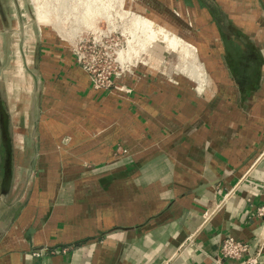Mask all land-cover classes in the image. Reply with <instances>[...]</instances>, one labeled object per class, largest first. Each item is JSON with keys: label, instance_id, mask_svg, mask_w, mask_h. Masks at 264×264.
I'll return each mask as SVG.
<instances>
[{"label": "crops", "instance_id": "0c3cea01", "mask_svg": "<svg viewBox=\"0 0 264 264\" xmlns=\"http://www.w3.org/2000/svg\"><path fill=\"white\" fill-rule=\"evenodd\" d=\"M175 2L203 79L181 65L193 82L136 74L96 92L74 65L40 62L38 104L22 86V101L14 92L7 102L12 119L0 100L12 146L5 195L0 166V264H213L224 237L264 238V0H215L242 48L198 0ZM22 4L0 0L2 30L18 22L21 39ZM35 39L67 42L50 31Z\"/></svg>", "mask_w": 264, "mask_h": 264}, {"label": "rangeland", "instance_id": "374dc122", "mask_svg": "<svg viewBox=\"0 0 264 264\" xmlns=\"http://www.w3.org/2000/svg\"><path fill=\"white\" fill-rule=\"evenodd\" d=\"M21 1L26 18L22 23L25 27L22 39L19 30L23 31V28L19 26L18 22L15 24L16 26L18 24V28L14 27V30H8L7 33L0 26V100H2L5 109L9 110L12 119H14L12 104H7V102L12 98L15 91H19L22 89V86H25L23 89L29 99H34L37 104L40 96H43L40 62L42 64L47 62L49 68L51 67L52 69L55 64L61 68L64 65L69 66L72 64V67L74 65L84 74L87 83L96 92L112 91L118 87H123L136 74H139L140 78L143 77L147 81L158 74L165 79L180 77L193 82V79L176 71H180L181 65L188 68L190 62L194 64V74L200 73L203 79V74L197 65L199 62L196 60L195 52L191 48L192 44L190 46L186 44L189 41L184 31L185 27L189 28V24L186 25L184 18L186 13L172 12L173 8L175 10L177 5L175 0ZM34 7L36 10L40 9L37 15L41 21L45 22L42 28H39V24L36 22L37 16ZM150 10L155 12L156 15L150 16L148 14ZM168 10L170 13L172 12L175 27L165 22L168 18L164 15L167 14ZM71 15L76 17L70 19ZM12 20H15V18L13 17ZM54 24L61 25L62 29L56 30ZM76 25L81 29L78 31L83 32L81 37L77 38V41L79 38H86L88 40H92V38L105 39L106 36L113 39L118 38L121 44L118 59L120 66L110 58L97 60V66L94 68L98 69L96 72L98 76H94L95 82H93L90 74L86 71L88 65H90L89 56L87 55L88 58L79 63L73 52L77 41L76 43H70L73 35L79 29L76 28ZM164 30L173 33L175 37L183 42V45L178 46L176 44L173 48L170 44L168 45L158 40L157 33ZM45 31H50L57 38L65 39L67 42L62 41L63 43L56 45V47L53 45L43 46L40 43H36L37 40L35 38H39L40 34L43 36ZM58 31L61 32V35ZM109 45V43L106 44V46ZM185 45L187 48L189 47L191 52L187 51ZM50 47L57 50V52H65L71 57L70 60L48 61L47 59L43 61V57L45 58L43 52L50 49ZM35 49H37V66L34 65ZM106 51L109 54L112 53L111 49H107ZM102 52L104 53L105 51L102 50ZM97 56L100 58L102 54H98ZM50 57L52 56L48 58ZM108 72H114L116 75H112L111 77L113 85L109 89H105L103 81ZM60 76L56 80H60ZM36 82H38L39 87L33 91V86ZM24 90L15 92L14 98H19L22 101L21 98L24 93L21 92H24ZM20 109L21 107L18 110L19 112L21 111ZM3 159L4 152L0 146L1 167Z\"/></svg>", "mask_w": 264, "mask_h": 264}, {"label": "built area", "instance_id": "2783aa9c", "mask_svg": "<svg viewBox=\"0 0 264 264\" xmlns=\"http://www.w3.org/2000/svg\"><path fill=\"white\" fill-rule=\"evenodd\" d=\"M109 43V46L106 44ZM121 46L118 38L113 39L109 36H106L105 39H95L88 40L86 38H79L76 47L73 52L79 63L83 62L84 59H87L89 56L90 65H88L87 73L90 74L91 80L95 82V77L97 70V60L100 59H112L118 63ZM111 49L112 53L109 54L106 50ZM105 51L104 53L102 52ZM102 54L99 58L97 55ZM112 75H116L114 72H108L104 77L103 86L105 89H109L113 82L111 80ZM217 206L216 209H218ZM255 215L259 218H264V206H259L255 209ZM264 250V238L258 240L254 244L250 245L239 240L234 239L233 237L226 236L224 237L218 247V250L213 256H211V261L213 264H259V258L262 255Z\"/></svg>", "mask_w": 264, "mask_h": 264}, {"label": "water", "instance_id": "95a60500", "mask_svg": "<svg viewBox=\"0 0 264 264\" xmlns=\"http://www.w3.org/2000/svg\"><path fill=\"white\" fill-rule=\"evenodd\" d=\"M206 11L209 13L213 20L218 32L222 36L224 41H233L241 48V43L237 40L236 36L232 32L226 14L217 5L215 0H198ZM34 65L37 66V49H35ZM33 78H35L33 76ZM35 81V79H34ZM0 143L4 152L3 159V176L1 179V193L6 194L9 190L12 179V146L11 139L8 130V116L0 104Z\"/></svg>", "mask_w": 264, "mask_h": 264}, {"label": "bare ground", "instance_id": "6f19581e", "mask_svg": "<svg viewBox=\"0 0 264 264\" xmlns=\"http://www.w3.org/2000/svg\"><path fill=\"white\" fill-rule=\"evenodd\" d=\"M39 12H40V10H39ZM157 39L160 40L161 42L168 44V45L170 44L173 48L176 46V44H178V46L183 45V42L180 39L175 37L173 33H170L169 31H166V30H164L163 32L157 33ZM178 46H177V48H178ZM185 47H186V45H185ZM186 49H187V51H190L189 47L188 48L186 47ZM193 66H194V64L190 62V66L188 65V68H184L183 71L184 72L186 71L187 75H193L194 74Z\"/></svg>", "mask_w": 264, "mask_h": 264}]
</instances>
